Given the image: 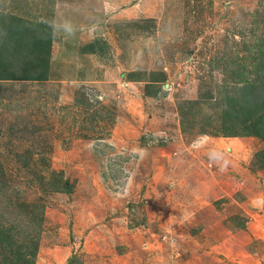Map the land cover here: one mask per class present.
Returning a JSON list of instances; mask_svg holds the SVG:
<instances>
[{
	"label": "rangeland",
	"instance_id": "374dc122",
	"mask_svg": "<svg viewBox=\"0 0 264 264\" xmlns=\"http://www.w3.org/2000/svg\"><path fill=\"white\" fill-rule=\"evenodd\" d=\"M9 26L45 75L0 79V229L34 264H264V0H0Z\"/></svg>",
	"mask_w": 264,
	"mask_h": 264
},
{
	"label": "trees",
	"instance_id": "16d2710c",
	"mask_svg": "<svg viewBox=\"0 0 264 264\" xmlns=\"http://www.w3.org/2000/svg\"><path fill=\"white\" fill-rule=\"evenodd\" d=\"M16 29L17 27L15 26H9L7 41L9 45L3 46L0 50V79H17L18 77H26L28 79H43L45 76L44 70L36 75L29 73L19 75L11 70L10 65H7L3 62L4 59L1 57V55L11 48L10 43L12 44L14 42V39L17 35V32L15 31ZM21 36L22 35L20 34L19 37L22 38ZM255 88L256 85L254 84L243 86V110L245 109L250 112L253 111L256 103V105L264 103L262 101V103L259 102L257 96L254 95ZM11 237L12 235L7 228L0 229V264H34L33 256L37 247L34 246L31 250L30 246H25L26 248L24 249L23 244L19 245L14 243V240Z\"/></svg>",
	"mask_w": 264,
	"mask_h": 264
}]
</instances>
